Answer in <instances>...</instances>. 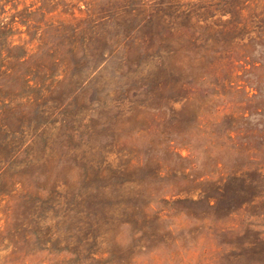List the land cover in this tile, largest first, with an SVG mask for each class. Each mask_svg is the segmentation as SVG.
I'll return each instance as SVG.
<instances>
[{
    "label": "rangeland",
    "instance_id": "rangeland-1",
    "mask_svg": "<svg viewBox=\"0 0 264 264\" xmlns=\"http://www.w3.org/2000/svg\"><path fill=\"white\" fill-rule=\"evenodd\" d=\"M5 9L0 264H264V0Z\"/></svg>",
    "mask_w": 264,
    "mask_h": 264
},
{
    "label": "trees",
    "instance_id": "trees-1",
    "mask_svg": "<svg viewBox=\"0 0 264 264\" xmlns=\"http://www.w3.org/2000/svg\"><path fill=\"white\" fill-rule=\"evenodd\" d=\"M7 1L8 0H0V77L9 75V78L18 77L19 79L28 83L29 78L26 80V76L29 75V72L20 71V68H17L16 65L24 62L25 58H22L28 55L29 52H27L23 45L22 47L18 44H13L12 39H9L10 35H13L16 32H22L23 30L18 28H15L16 30L12 29L11 23L15 21L14 18L5 20L6 15H1L3 12H7L5 9V3ZM151 16H153V13H151ZM27 21L28 20L26 18L19 20V22L22 24H26L27 27L25 30H29L30 26ZM17 47L21 48V52L14 53L13 50H15ZM60 58L61 56L58 55L55 56L54 59L60 60ZM36 85L37 82L34 80L31 86L35 87ZM0 145H2V149H0V163L2 164H0L1 173L5 167L18 164L17 153L19 150H14V148L11 147V142L8 141H0Z\"/></svg>",
    "mask_w": 264,
    "mask_h": 264
}]
</instances>
